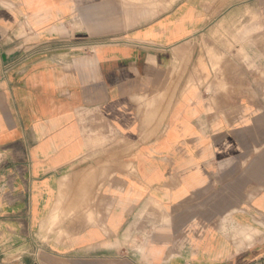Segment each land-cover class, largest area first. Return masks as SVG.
Segmentation results:
<instances>
[{
	"label": "crops",
	"instance_id": "crops-1",
	"mask_svg": "<svg viewBox=\"0 0 264 264\" xmlns=\"http://www.w3.org/2000/svg\"><path fill=\"white\" fill-rule=\"evenodd\" d=\"M0 264H264V0H0Z\"/></svg>",
	"mask_w": 264,
	"mask_h": 264
}]
</instances>
